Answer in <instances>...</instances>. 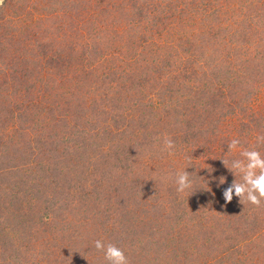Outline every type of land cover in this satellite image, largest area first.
<instances>
[{
  "label": "rangeland",
  "instance_id": "1",
  "mask_svg": "<svg viewBox=\"0 0 264 264\" xmlns=\"http://www.w3.org/2000/svg\"><path fill=\"white\" fill-rule=\"evenodd\" d=\"M262 136L264 0L0 4V264H264L222 195Z\"/></svg>",
  "mask_w": 264,
  "mask_h": 264
},
{
  "label": "clouds",
  "instance_id": "2",
  "mask_svg": "<svg viewBox=\"0 0 264 264\" xmlns=\"http://www.w3.org/2000/svg\"><path fill=\"white\" fill-rule=\"evenodd\" d=\"M3 0H0V4ZM258 142H264V136L258 137ZM240 144L238 139H233L228 144L231 152ZM174 141L167 135L163 140V150L174 149ZM243 159H233L229 164L228 160H222L224 166L235 176L233 182L223 190V198L225 202H231L233 195L239 197L240 203H250L256 207H260L264 202V157L260 152L251 149H243L240 151ZM192 174L187 171L177 172L175 174V184L178 193H183L193 187V181L190 178ZM237 175L239 180L236 179ZM220 184L225 183V178H220ZM94 246L98 251H102L107 264H129L128 258L124 251L113 243L105 244L102 240L94 241Z\"/></svg>",
  "mask_w": 264,
  "mask_h": 264
}]
</instances>
